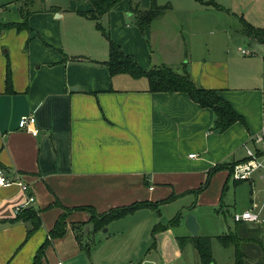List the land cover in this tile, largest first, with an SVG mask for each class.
Masks as SVG:
<instances>
[{
    "label": "crops",
    "instance_id": "0c3cea01",
    "mask_svg": "<svg viewBox=\"0 0 264 264\" xmlns=\"http://www.w3.org/2000/svg\"><path fill=\"white\" fill-rule=\"evenodd\" d=\"M72 1L79 5L66 10L50 0H0V168L28 185L27 191L17 183L0 187V264H32L42 246L39 264H201L186 217L193 211L204 228L194 210L224 203L231 165L246 159L245 148L264 166L255 141L264 138V44L246 35L241 23L264 28V0H215L222 9L185 0L188 6L183 2L177 11L192 13L191 33L204 29L211 37L203 47L185 44L176 25L164 24L162 52L151 46L152 21L136 25L138 6L122 0L103 15L109 37L143 69L170 66L187 71L197 86L217 90L244 120L223 131L213 129V111L186 93L152 92L144 76L110 74L108 39L78 13L91 4ZM132 15L137 29L125 22ZM29 115L36 135L18 127ZM263 173L258 168L249 179L233 180L229 201L236 205L240 181L250 183L252 195L253 178ZM28 195L33 201L27 207L40 219L30 234L29 220L12 221ZM174 201L180 207L167 217L162 209ZM135 203L94 229L87 208L100 214ZM262 208L257 221L235 226L258 231ZM60 217L64 233L52 237ZM75 224L88 226L81 243Z\"/></svg>",
    "mask_w": 264,
    "mask_h": 264
},
{
    "label": "trees",
    "instance_id": "16d2710c",
    "mask_svg": "<svg viewBox=\"0 0 264 264\" xmlns=\"http://www.w3.org/2000/svg\"><path fill=\"white\" fill-rule=\"evenodd\" d=\"M91 4V9L80 10L78 13L84 15L85 17L93 20L95 22L96 28H98L108 39V58L104 61L110 74L115 73H127L134 78L146 77L148 80V89L152 92L157 91H180L186 93L190 99L198 103L202 107H208L213 111V129L223 131L229 127L234 122L240 121L244 123L243 117L238 114L230 105V103L222 98L218 91L215 89H207L204 87L197 86L187 71L177 72L170 66L160 65L157 67L143 69L137 62L134 56L125 54L121 49L120 45L116 43L109 37L108 32L101 25V17L108 13L112 8H114L122 0H86ZM203 4L212 6L215 8H223L222 5L217 3L215 0H199ZM166 6H157L152 4L151 7L145 10H136V24L141 29L148 25L156 16L166 10ZM28 13H25L26 18ZM242 31L248 35L255 37L260 43L264 44V28L255 27L244 19L241 20ZM7 26H13L20 28L21 25L18 23H9ZM23 26V25H22ZM9 79V74L6 76ZM8 83V81H7ZM234 164L231 165V168ZM217 167V166H216ZM230 168V169H231ZM231 171V170H230ZM210 174V173H209ZM205 184L208 182V176ZM138 204H132L130 206H125L117 209H112L107 212L97 213L94 210L87 208L90 212V221L93 223L94 229H99L104 226V224L122 217L126 213L132 211ZM27 221L31 223L30 229H28V234L36 229L40 224V219L38 216V211L32 209L31 207H25L16 212V216L12 221ZM74 231L76 233V238L81 241V237L85 235L84 228L82 225H73ZM65 221L64 217L58 218L54 227L50 231V236L57 237L64 233ZM252 232L253 230H248ZM246 229L243 228L242 224L238 223L235 226L234 231H228V233L220 234L217 239L222 244H237L244 240L245 235L239 234L247 233ZM194 246L199 254L201 264H213L210 240L208 237L196 236L193 239ZM81 243V242H80ZM45 245V244H44ZM43 247H40L36 252L34 262L32 264H39L40 258L43 255ZM244 254L236 255L233 264H245Z\"/></svg>",
    "mask_w": 264,
    "mask_h": 264
},
{
    "label": "rangeland",
    "instance_id": "374dc122",
    "mask_svg": "<svg viewBox=\"0 0 264 264\" xmlns=\"http://www.w3.org/2000/svg\"><path fill=\"white\" fill-rule=\"evenodd\" d=\"M130 1V2H129ZM135 8L138 6L139 9H141V6L144 5V3H148L151 7L152 4H155L157 6H166L169 11L165 12L163 17L162 13L159 14L157 17H155L151 22L152 27V36L154 37V40L152 39V48L156 52H162V35L159 34V32H162V25H176L178 28V32L182 37V41L185 44L193 43L199 44L200 47L204 46V43H207V39L211 37L208 35L204 29H198V31H201L199 34H192L191 30H189V27L187 23L189 22L190 18H194L192 13H187L186 11H177L179 7H183V2L188 6V3H186L185 0H127L126 3H128ZM50 4H55L61 7V9L68 10L70 6L72 5H79L78 3H75V1L72 0H50ZM37 4L40 5V2L37 1ZM82 4V2L80 3ZM83 5V4H82ZM148 7V8H149ZM147 8V9H148ZM218 12V11H216ZM179 13H187L185 15L179 14ZM3 10H0V16H4ZM108 15L103 16L100 19L101 25L108 31L107 24L108 21ZM127 24H129L132 28L137 29L135 24L134 15L127 17L126 21ZM136 23V22H135ZM105 24V25H104ZM184 27L183 30H181V25ZM137 25V24H136ZM134 26V27H133ZM240 37L247 38L245 36H242L241 33ZM172 34L169 31L168 36L170 37ZM243 45H246L243 43ZM233 178H230L229 180V189L226 191L224 196V203L221 205H218L216 207L213 206H198L199 209L194 210L201 219L204 221V228L201 230L200 226L198 224V221L196 219V215L193 214V211L189 215H193L196 219V222L198 224V236H200V233H204L203 235L208 237L210 240V249H211V256L213 264H232L233 257L236 255L242 256L244 254L245 264H264V220L260 221L258 231H252L245 238V240L250 239V243L241 241V243H237L236 245L233 243H229L227 245L222 244L218 239L217 235L222 233H228V231H234L235 223L232 219V215L235 212H242L244 209L250 207L251 205H257L259 208L263 210V214L261 215V218L264 216V202H263V194H264V180H260L258 178H253V193L250 194V183L248 181H240L243 184V188L237 187L236 195H237V201L236 205H233L232 202L229 201L232 189H233ZM250 197H252L253 200H250ZM180 201H174L171 205H167L166 207H163L162 213L166 215L167 217L173 216L176 211H178L180 207ZM249 205V206H248ZM169 219V218H168ZM178 224H175L174 227H177ZM106 227L103 228L106 229ZM242 235H240L241 237ZM253 242V244H252ZM189 246H191L190 243Z\"/></svg>",
    "mask_w": 264,
    "mask_h": 264
},
{
    "label": "built area",
    "instance_id": "2783aa9c",
    "mask_svg": "<svg viewBox=\"0 0 264 264\" xmlns=\"http://www.w3.org/2000/svg\"><path fill=\"white\" fill-rule=\"evenodd\" d=\"M239 50L241 51V53L244 54L252 53L251 50L244 48H239ZM34 121L35 119L32 115L22 116L18 122V127L31 132L32 135H36L37 129L33 127ZM255 141L261 144L262 150L264 151V138L261 135H256ZM245 149L247 156L246 159L241 162L235 163L231 168L230 175L234 180L249 179L254 170L258 168L264 169V166L258 160V153L250 148H245ZM189 156L193 157L195 156V154H190ZM260 178L264 180V173L260 176ZM11 183H17L24 191L28 190L27 184L23 183L21 180L18 179L16 180L9 179L7 175L4 173L3 169L0 168V187ZM32 201H33V196L28 195L25 203L22 206L16 208V212L22 208L27 207ZM263 202H264V194H263ZM259 209H260L259 206L254 204L251 206L250 209L244 210L240 213L235 212L232 215V219L234 222L257 221Z\"/></svg>",
    "mask_w": 264,
    "mask_h": 264
},
{
    "label": "water",
    "instance_id": "95a60500",
    "mask_svg": "<svg viewBox=\"0 0 264 264\" xmlns=\"http://www.w3.org/2000/svg\"><path fill=\"white\" fill-rule=\"evenodd\" d=\"M217 131H219V130H217ZM186 226H187V229H188L189 233L191 234V236H193V237L198 236V224H197L196 219L193 215H188L186 217ZM87 229H88V226H85V229H84L85 234L87 233Z\"/></svg>",
    "mask_w": 264,
    "mask_h": 264
}]
</instances>
